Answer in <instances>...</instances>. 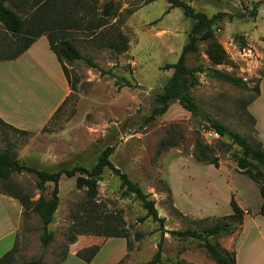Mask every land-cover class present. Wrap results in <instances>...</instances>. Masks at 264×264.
<instances>
[{
    "label": "rangeland",
    "instance_id": "1",
    "mask_svg": "<svg viewBox=\"0 0 264 264\" xmlns=\"http://www.w3.org/2000/svg\"><path fill=\"white\" fill-rule=\"evenodd\" d=\"M88 1L92 4L91 0ZM107 1L110 0H96V4L101 7ZM185 1L209 17L224 13L216 22L214 31L230 58L228 64L214 65L205 54L207 43L199 44L198 52L187 59L190 67L198 64L204 67L199 74V85L191 90L193 97L214 119L241 134L258 138L264 144V3L258 6L256 16L250 15L255 5L263 0ZM114 2L117 10L110 22L118 25L128 38L127 52L116 54L99 47L98 37L87 28L88 22L96 17L88 14L81 15L85 18L81 29L65 33L84 57L92 58L99 67L111 70L112 74L102 75L82 59L67 65L71 81L76 83V91H71L58 116L43 128H38L36 122L31 126L28 124L29 135L13 132L0 124V152L10 142L21 163L54 171L75 165L91 166L103 149L112 146V163L138 183L144 192L151 194L159 216L165 218L166 230L200 229L203 224L197 220L229 215L232 199L251 210L260 208L262 199L258 186L237 170L230 154L218 153L221 158L219 168L198 163L193 158L197 136L204 143L218 146L219 139L206 137L207 129L200 126L201 118L196 120L178 101H173L164 115L146 122L155 106V96L173 73V69L164 66L178 61L194 20L186 17L182 8L170 9L167 0ZM6 5L20 15H26L11 0H7ZM41 43L38 46H45L39 51L42 57L49 55L55 59L48 41L44 39ZM8 44H12V48L8 49ZM14 44L15 38L0 24V58L12 52ZM38 58L33 57L30 62L37 64L34 60ZM211 69L243 78L248 82V89L215 79L209 74ZM119 78L129 80L131 86L118 85ZM23 79L26 84L22 90L27 91L24 94L33 100V104H36V95L29 93L31 87L27 84L36 89L53 84L43 63L40 67L36 65L32 75ZM258 88L260 96L246 105ZM24 104H18L19 114L30 119L33 112L29 109L23 111ZM248 113L254 116L255 123L249 119ZM196 131L201 134L197 135ZM170 136L178 141V146L161 148V141ZM220 140L229 142L223 138ZM232 152L240 151L233 147ZM12 179L31 194L33 201L39 198L33 174L14 175ZM52 187V184L47 185L46 198L50 197ZM59 188L60 204L48 226L54 239L47 247L40 239L43 231L38 216L33 214L23 227L20 203L13 198L16 209L6 204L5 199H0V234L6 235L2 245H8L11 250L17 242L18 262L41 258L43 264H57L67 251V238L74 227L73 212L81 205L85 206L87 197L85 189L77 188L76 177L62 176ZM166 188H170L172 200L168 199ZM2 190L0 185V194ZM124 190L119 178L107 169L94 200L95 213L100 219L113 220L129 235L132 248L120 264H146L155 255L162 234L158 231V223L151 217L140 220L146 216L145 209ZM12 225L17 227L16 230ZM104 225L100 220L95 226L82 230L101 229ZM136 233L143 235L139 241L135 240ZM164 237L163 264H199L205 259L211 262L196 247L195 240L182 241L170 234ZM110 248L105 250L110 254L119 250L118 246Z\"/></svg>",
    "mask_w": 264,
    "mask_h": 264
},
{
    "label": "trees",
    "instance_id": "2",
    "mask_svg": "<svg viewBox=\"0 0 264 264\" xmlns=\"http://www.w3.org/2000/svg\"><path fill=\"white\" fill-rule=\"evenodd\" d=\"M6 1L0 0V24L15 38V46L12 52L0 58V62L17 59L39 38L46 36L50 50L61 64L72 92L76 91V83L71 81L67 65H72L77 60H84L89 67L97 69L102 75L112 74L111 70H104L99 67L92 58L84 57L73 41L65 34L68 31L79 30L83 27L85 19L81 16L83 13L96 17L88 22L87 28L98 37L99 47L110 49L116 54H123L129 49V40L126 35L122 33L118 25L110 22L117 10L114 0L107 1L101 7L97 6L96 0H91L92 4L88 0H11L20 10L24 11L25 16L20 15L17 11L7 6ZM153 1L155 0H148V2ZM167 1L170 4V9L182 8L185 16L192 18L194 23L178 61L164 66L165 69H173V73L162 91L155 96V106L146 118V122L155 121L157 117L164 115L173 101H178L186 111L195 117L201 118V128L213 130L220 135V139H227L229 142L225 143L219 139L217 140L218 146L213 147L204 143L202 138L197 136L192 152L193 158L198 163L219 168L221 158L218 153L222 155L230 154L237 170L258 186L262 198L259 214L264 217L263 142L258 138H251L232 130L222 121L211 117L203 111L191 93V90L199 85V74L204 71V67L200 64L190 67L187 64V59L190 55L198 52L200 43H207L205 54L212 64L223 65L230 62L225 48L218 41L214 31L216 22L222 19L224 13L209 17L206 13L195 9L185 0ZM261 3H264V0L255 5L252 12H250L251 16H256L258 6ZM166 13H168V10ZM11 45L8 44L7 48H12ZM209 74L219 81L229 83L238 88L248 89L246 80L226 71L211 69ZM116 83L118 85L131 86L130 81L125 78H119ZM259 96L260 91L258 88L255 95L246 105L252 103ZM68 98L63 104L66 103ZM63 104L54 113L51 120L58 116ZM248 116L255 123L254 116L250 113H248ZM0 124L13 132L25 135L30 134L29 131L17 129L5 123L1 118ZM176 146H178V141L171 136L160 143V147L164 149ZM233 147H238L240 152L231 153ZM113 151L114 148L112 146L103 149L91 166L75 165L72 168H59L54 171L40 170L21 163L10 142L6 149L0 152V185L3 187L1 193L16 199L22 206L23 227H25V221L33 214L38 216L43 231L40 239L45 247L54 239V234L48 230V226L53 222L54 215L60 204L59 183L61 177H76L77 188L86 190L87 203L85 206L81 205L79 210L73 212V233L69 234L67 238L68 249L57 264H62L65 261L69 247L78 241L79 236L124 238L127 241V250L130 252L132 244L127 232L121 229L113 220L107 217L100 219L95 213L94 200L98 196L99 182L107 169L111 170L119 178L121 187L125 189V194L132 195L145 209L146 216L140 220L143 221L151 217L159 225L158 231L161 232L162 236L157 244L155 255L146 264H163L162 255L165 234H170L173 238L182 241L195 240L197 242L196 247L201 249L214 264H236L235 252L225 249L218 243L220 238L238 232L243 225L246 211L240 207L235 199H232L230 203L231 214L213 219L197 220L198 223L203 224L200 229L166 230L164 225L165 218L159 216L155 201L150 198L151 194L144 192L138 183L132 181L126 173L112 163L110 157ZM24 173L33 174L36 178L35 184L40 196L35 201L32 200L31 194L12 179L14 175ZM48 184H52L53 187L50 191V197L46 198L44 193L47 191ZM166 191L168 199L172 200L170 188H166ZM100 220L105 223L103 228H94L92 231L82 230L87 226H95ZM142 237L141 233L135 234L136 241H139ZM18 258V244L15 242L13 248L0 258V264H43L41 258L23 260L21 262H18Z\"/></svg>",
    "mask_w": 264,
    "mask_h": 264
},
{
    "label": "crops",
    "instance_id": "3",
    "mask_svg": "<svg viewBox=\"0 0 264 264\" xmlns=\"http://www.w3.org/2000/svg\"><path fill=\"white\" fill-rule=\"evenodd\" d=\"M44 39L47 40L46 36L39 38L17 59L0 62V118L17 129L26 130L29 128L28 124L35 122L38 124V128H43L71 93L69 83L57 57L55 56L54 59L45 53L43 55H47V58H44L39 53L44 44L43 46L38 45ZM33 57H39L34 60L37 64L30 62ZM41 62L50 72L53 84L50 87L39 86L38 89L27 84L31 87L28 89L29 93L36 95V104H33V100L28 99L24 94L27 91L23 92L22 90L26 84L23 78L28 74L32 75L36 65L40 67ZM22 103H26L22 106L23 111L29 109L33 112V116L30 119L28 117L29 120L19 114L21 110L19 111L17 106ZM1 198L7 201L6 204L16 207L13 198L0 194ZM240 207L246 211L241 229L230 236L220 238L218 243L225 249L235 252L236 264H264V217L259 214L260 208L251 210L250 207L241 205ZM19 214L18 212L17 218ZM12 227L14 230L17 228L14 225ZM1 234L0 258L9 250L8 245H2L6 235ZM112 245L118 246L119 249L114 251V254L109 252L112 250L110 248ZM106 248H110L109 251H105ZM128 253L127 241L124 238L79 236L78 241L69 247L66 259L62 264H120ZM107 256L108 258H105ZM207 263L214 264L212 261L207 262L206 259L199 264Z\"/></svg>",
    "mask_w": 264,
    "mask_h": 264
},
{
    "label": "built area",
    "instance_id": "4",
    "mask_svg": "<svg viewBox=\"0 0 264 264\" xmlns=\"http://www.w3.org/2000/svg\"><path fill=\"white\" fill-rule=\"evenodd\" d=\"M206 137H209L211 140L220 139V135L213 130H207Z\"/></svg>",
    "mask_w": 264,
    "mask_h": 264
},
{
    "label": "water",
    "instance_id": "5",
    "mask_svg": "<svg viewBox=\"0 0 264 264\" xmlns=\"http://www.w3.org/2000/svg\"><path fill=\"white\" fill-rule=\"evenodd\" d=\"M195 119L197 120L198 118H197V117H195ZM196 133H197V135H200V134H201V132H200V131H196Z\"/></svg>",
    "mask_w": 264,
    "mask_h": 264
}]
</instances>
